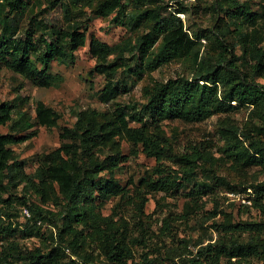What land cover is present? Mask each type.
<instances>
[{
  "label": "trees",
  "instance_id": "obj_1",
  "mask_svg": "<svg viewBox=\"0 0 264 264\" xmlns=\"http://www.w3.org/2000/svg\"><path fill=\"white\" fill-rule=\"evenodd\" d=\"M46 1L47 7L42 0H0V67L38 87L59 86L64 76L51 71L53 62L75 63L78 49L87 44L88 27L76 17L73 6L92 7L102 17L115 14L116 22L124 17L123 22L134 31L150 23L147 31L115 44L91 36L89 51L96 58L91 73L104 74L106 80L99 91L100 101L110 102L130 87L118 77L120 69L141 78L169 61L184 67L165 81L145 87V100L133 106L131 114L140 125H131L129 111L121 106L113 111H79L74 125L61 128L60 146L43 155L32 173H27L12 145L34 137L36 126L57 125L60 112L39 100L34 119L19 111L13 121L16 105L0 101V124L9 129L0 132V264H253V259L262 258L264 181L235 184L217 174L215 166L230 157L244 166L264 163V82L259 81L264 77V0L256 3L258 8L252 0L208 4L217 24L212 29L214 41L206 51L179 16L188 11L183 0L175 4L161 0ZM58 5L64 11L62 27L41 17L44 10ZM241 106H252L259 123L243 128L240 134L239 127L232 125L234 138L227 141L224 156H215L209 141L178 151L163 125L175 119L201 122ZM121 140L130 144V154L122 152ZM140 152L156 163L150 175L129 188L114 171ZM104 171L109 176H102ZM191 182L193 187L182 192ZM218 187L247 194L244 198L262 217L235 219L228 209L234 201L228 195L220 196ZM171 190L172 195L185 198L182 213L164 219L156 229L145 216L147 203L152 194ZM210 193L213 211L209 218L217 221L209 227L217 237L211 233L198 241L179 239L172 245L159 238L177 220L193 218L203 226L199 213ZM112 197L119 200L111 213L104 214L101 205ZM23 206L29 207L31 217L21 218ZM43 225L47 231H42ZM20 236H39L42 245L24 248ZM191 243L196 248L191 249Z\"/></svg>",
  "mask_w": 264,
  "mask_h": 264
},
{
  "label": "rangeland",
  "instance_id": "obj_2",
  "mask_svg": "<svg viewBox=\"0 0 264 264\" xmlns=\"http://www.w3.org/2000/svg\"><path fill=\"white\" fill-rule=\"evenodd\" d=\"M44 7L48 4L46 0H42ZM100 0H95L94 3ZM165 3L175 4L176 0H161ZM188 5L187 13H179V16L184 20L187 30L191 35H195L199 40L202 50H208L210 41H214L212 32L213 27L217 24V16L207 6L213 0H183ZM259 0H252L254 8H258L256 4ZM130 2V0H127ZM47 5V6H46ZM152 6V5H150ZM131 6L129 10H131ZM39 10L41 8H38ZM37 11V10H36ZM73 12L78 19L84 21L88 27V41L86 46H83L77 51L76 62L73 64L53 62L51 71L54 73H61L64 76L63 82L59 86H52L48 88L38 87L32 84L29 80L23 78L19 74L9 70L6 67H0V101L8 102L16 105L13 109V121L17 120L20 112H26L30 118L34 119L36 112L35 107L37 101L42 100L47 105L56 108L61 117L57 125L36 126V135L31 139L13 144L16 155L24 160L25 169L27 173H32L38 166L40 158L53 151L61 144L60 130L63 126H72L77 120V113L88 108H96L98 110L113 111L121 106L126 108L128 119L133 126L140 125L138 120H133L132 112L138 103L145 100L144 89L146 86L153 85L157 81H165L169 77L182 71L183 63L176 61H169L161 67L146 71L141 78L129 75L127 70L120 69L118 77L121 80H126L128 85L126 91L121 92L118 97L110 102H102L99 100V91L105 85V75L97 72L91 73L96 65V58H94L89 51V41L92 35L97 36L103 41L110 44L118 43L126 38L133 39L139 32H144L149 29L150 23H143L139 30H132L129 25L125 24L124 17H120L115 21V14L108 17H102L93 13L92 7L88 6H73ZM41 17L46 19L50 25L57 27L64 26V11L61 5L52 9L44 10ZM27 19V17L25 18ZM133 66V65H132ZM260 82H264V77L259 78ZM132 106V107H129ZM252 106H241L234 111L228 113L215 114L201 122L186 123L183 120H165L163 125L171 137L173 146L178 151L184 146L196 144L204 141H209L212 144L211 150L215 156H224L222 151L226 147L229 139H233L234 135L230 130L232 125L239 127L240 131L259 123L258 119L252 115ZM8 126L0 124V132H8ZM120 147L123 153L130 154V144L126 140H121ZM110 148H107L109 153ZM104 155V154H103ZM155 159L140 152L136 156H131L126 162L114 171L115 177L122 185L132 187L141 180L142 177L148 176L152 172L155 165ZM169 164V162H167ZM208 165V164H206ZM216 173L225 176L235 184L248 185L251 183H258L264 181V163L258 165L244 166L240 162H235L233 158L220 160L219 164L215 166ZM102 176H109L107 171L101 173ZM194 183H189L181 191H187L193 187ZM247 191H251L248 189ZM171 190L169 193H154L147 203L145 209V216L148 223L156 229L162 226L164 219H174L181 215L184 196L174 194ZM181 192V193H182ZM217 192L220 196L228 195L229 201H234L235 205L229 204V211H233L235 219H260L262 216L260 211L250 205L246 195L238 192L226 191L222 187H218ZM219 196V197H220ZM212 193L204 198V208L199 213V221L204 224H196L195 219L187 223L185 221L170 222L166 233H161L160 239L164 243L172 245L178 243L179 239L195 240L201 239L209 234L214 237L218 233L209 227L214 218H209L213 211ZM118 197H112L101 205L102 212L109 214L116 206ZM226 202V201H225ZM248 204V205H247ZM131 207V206H129ZM216 219L223 220L222 216H217ZM42 231H47V225H43ZM21 245L24 248H34L42 245V240L39 236H20L18 237ZM191 249L196 248L194 243L190 244ZM140 249L136 250V257H139ZM253 264H264V256L262 258L253 259Z\"/></svg>",
  "mask_w": 264,
  "mask_h": 264
},
{
  "label": "built area",
  "instance_id": "obj_3",
  "mask_svg": "<svg viewBox=\"0 0 264 264\" xmlns=\"http://www.w3.org/2000/svg\"><path fill=\"white\" fill-rule=\"evenodd\" d=\"M29 217H31V210L29 209V207H25V206H23L22 208H21V218L22 219H27V218H29ZM2 242V241H1ZM95 264H98V263H95Z\"/></svg>",
  "mask_w": 264,
  "mask_h": 264
}]
</instances>
